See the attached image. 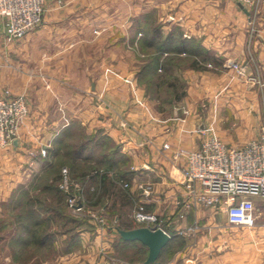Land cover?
Here are the masks:
<instances>
[{"label":"crops","instance_id":"0c3cea01","mask_svg":"<svg viewBox=\"0 0 264 264\" xmlns=\"http://www.w3.org/2000/svg\"><path fill=\"white\" fill-rule=\"evenodd\" d=\"M45 3L41 24L19 40L5 42L0 15V97L6 90L22 95L28 108L18 136L0 145V264H104L109 247L145 246L114 237L115 226L99 224L92 213L115 209L114 220L128 228L135 220H123L116 209L140 202L183 242L161 264H264V217L234 227L224 211L188 204L183 160L172 156L218 129L228 145L259 135L264 1ZM150 25L161 39L159 79L152 83L139 72L158 46L149 40ZM180 39L216 60L177 52ZM61 158L70 167V197L81 202L71 209L67 201L73 225L46 189ZM80 210L91 214L80 219ZM34 229L38 243L28 239Z\"/></svg>","mask_w":264,"mask_h":264},{"label":"built area","instance_id":"2783aa9c","mask_svg":"<svg viewBox=\"0 0 264 264\" xmlns=\"http://www.w3.org/2000/svg\"><path fill=\"white\" fill-rule=\"evenodd\" d=\"M235 1L249 4L264 0ZM45 9V0H0L5 42L19 40L37 27ZM228 64L242 72V67L234 61ZM9 92L6 90L0 97L1 146L12 143L18 136L20 121L28 111L25 98ZM122 125L129 126L125 121ZM169 147L168 142L162 145L164 150ZM41 153L45 154L46 149ZM172 156L183 160L181 184L188 204L200 203L224 211L229 226L252 227L261 215L264 217V104L259 135L243 145L230 146L219 137L209 136L197 148H174ZM123 185L126 187L128 183ZM68 186V171L63 167L60 187L67 190ZM76 200L69 196V206L78 208ZM94 217L101 225L105 223L102 215L94 214ZM133 218L137 225L162 227L158 215L147 210L142 202L134 207Z\"/></svg>","mask_w":264,"mask_h":264},{"label":"trees","instance_id":"16d2710c","mask_svg":"<svg viewBox=\"0 0 264 264\" xmlns=\"http://www.w3.org/2000/svg\"><path fill=\"white\" fill-rule=\"evenodd\" d=\"M150 35L152 37L149 38V40L153 41V42H157L155 44H157V49L154 50V52L150 55L149 58H147V60L144 61L141 70L139 71L142 77H147L148 83H152L153 81V76L159 77V74H157V70L158 68H160L161 66V53L156 52L157 50L161 51V39L160 37V31L159 29L154 26L152 27V29L150 30ZM172 36V35H171ZM171 36H169V38L167 37V40L171 38ZM180 49L177 51H182L185 52L186 54H190V55H195L199 56V58L201 57V60H216V58L214 56H210L208 55L206 52H200L196 49V46H194V44H192L190 41L191 40H187V42L191 43V47H188L184 42L183 39H180ZM153 44V43H152ZM195 47V48H193ZM64 158H61L58 162V165L55 167V170L53 171V181L47 185L46 189L50 190L52 192V197L53 199V206L56 208V211L61 212L64 219H66V221L71 222L70 224L73 225V223L76 221V219L70 215V214H66V205H67V201H68V197L70 196L69 191L60 187V182L62 181V164L66 161L63 160ZM112 165V164H111ZM32 197L27 198L25 201L26 203H31ZM37 201L39 203V205H41L42 203V199L41 198H37ZM27 216H30L27 213ZM137 225L134 224L133 226ZM39 230L34 229L33 232L31 233V235L28 237L29 242L33 241L34 243H38L39 239H38V234ZM120 238V237H119ZM121 239V238H120ZM181 238L179 237H171L170 241L163 247L160 255L162 254H166V255H172L173 253V247L176 245L177 247H180L183 245L182 240H180ZM123 240V239H122ZM125 241V240H123ZM34 250L37 251H41L39 246H35ZM159 255V256H160Z\"/></svg>","mask_w":264,"mask_h":264},{"label":"rangeland","instance_id":"374dc122","mask_svg":"<svg viewBox=\"0 0 264 264\" xmlns=\"http://www.w3.org/2000/svg\"><path fill=\"white\" fill-rule=\"evenodd\" d=\"M45 2H46V0H45ZM45 6H46V3H45ZM43 17H44V14H43ZM42 21H43V19H42ZM150 27H152V25H150ZM155 77L156 76H153V79H156ZM158 79H159V77H157V80ZM152 88L154 89V85H152ZM214 134L215 135H212V136L219 137V138L223 139L226 142V139H227L228 135L220 133L219 129L216 130V133H214ZM230 136L232 137L234 135H230ZM230 146H239V145H230ZM65 167L67 168V171H68L69 185H70V181H71L70 180V175H71L70 167L68 165L65 166ZM68 188H69V186H68ZM68 188H67V190L69 191ZM75 202L77 204L81 203L78 200H76ZM68 207L73 209L71 206H68ZM78 207H80V205H78ZM114 210L111 209V211L106 212L105 213L106 218H105V216L103 214H101V215H103L102 217L104 218V221H105L106 224L108 223V224L113 225V226H121L120 225L121 223H119L118 221L114 220V216H115ZM116 210L119 211L118 213H120V215H121L123 220L125 218H128L129 216H131L133 218L134 208H132V207L125 206L122 209H116ZM80 212L81 213L78 214L79 218L80 219H85L87 217L86 214H85L86 210H80ZM93 212H94V214L99 215L101 211L100 210H97V211L93 210L92 213ZM86 213H90L91 214V211L86 212ZM72 214H70V215H72ZM74 214L77 215L76 213H74ZM161 223H162V221H161ZM234 227H236V226H234ZM231 234L232 233H230V236H231ZM114 237H119L118 234H117V230H116V234H115ZM116 240H118V238H116ZM116 240H113V241H116ZM112 242L110 244H114V242L113 243ZM173 248L174 249H173L172 255L169 256V255H166V254H162L152 264H161V263H164V262L168 261L169 259H171L173 257V255L176 254V250H179L181 248V246L177 247L175 245ZM146 256H147V247L146 246L138 247V246H135V245L134 246L133 245H128V246L126 245V246L118 247L117 250L114 249L113 251L110 250V247H109L108 248V252H107V254L104 257V259H105L104 264H143V260L145 259Z\"/></svg>","mask_w":264,"mask_h":264},{"label":"water","instance_id":"95a60500","mask_svg":"<svg viewBox=\"0 0 264 264\" xmlns=\"http://www.w3.org/2000/svg\"><path fill=\"white\" fill-rule=\"evenodd\" d=\"M78 205H81L79 203ZM118 235L125 241H139L147 247V256L143 264H152L159 257L163 247L172 235L162 227L150 228L147 225H135L124 228L115 226Z\"/></svg>","mask_w":264,"mask_h":264}]
</instances>
